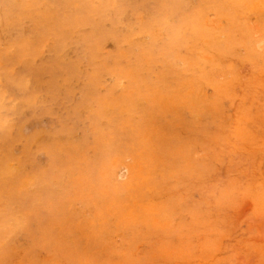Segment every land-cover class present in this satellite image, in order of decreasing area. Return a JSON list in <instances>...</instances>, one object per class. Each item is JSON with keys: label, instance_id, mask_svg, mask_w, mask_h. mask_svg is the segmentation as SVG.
<instances>
[{"label": "rangeland", "instance_id": "374dc122", "mask_svg": "<svg viewBox=\"0 0 264 264\" xmlns=\"http://www.w3.org/2000/svg\"><path fill=\"white\" fill-rule=\"evenodd\" d=\"M179 1L0 0V264H264V0Z\"/></svg>", "mask_w": 264, "mask_h": 264}, {"label": "bare ground", "instance_id": "6f19581e", "mask_svg": "<svg viewBox=\"0 0 264 264\" xmlns=\"http://www.w3.org/2000/svg\"><path fill=\"white\" fill-rule=\"evenodd\" d=\"M126 0H124V2H125ZM167 1V5L166 6H164L163 7V9H162V11L161 12H163V13H176V12H180V10H182L181 8V3H180V1L179 0H166ZM206 1H208V3H211V4H214V5H216L220 0H206ZM107 5V4H106ZM167 10V11H166ZM191 14L194 16V18H198V19H200V20H204V14H203V12L201 11V10H198V9H192V11H191ZM138 15V14H137ZM136 18V17H135ZM133 19V18H132ZM204 22V21H203ZM123 23V22H122ZM139 23V22H138ZM126 25V24H125ZM112 27V26H111ZM122 28H123V26H122ZM260 28V27H259ZM66 30V29H65ZM127 30H129V29H127ZM122 31V30H121ZM114 38V37H113ZM131 39V38H130ZM77 40V39H76ZM264 41V40H263ZM125 42V41H124ZM259 43H257V47H259L260 46V44H262V43H264V42H260V41H258ZM65 44V42L63 43V45ZM256 45V44H255ZM107 46V45H106ZM10 47H12V49H14L15 50V53L18 55V61L19 62H28V57H33L34 55H33V53L31 52V50H30V48L27 46V43H20V44H18V45H13V44H11L10 45ZM63 48V47H62ZM242 83V82H241ZM27 81L26 80H21V81H19V82H17V85L18 86H21V87H25V86H27ZM28 90V89H27ZM27 90H26V92H27ZM34 96V95H33ZM35 100V99H34ZM32 106V105H31ZM35 106V105H34ZM21 112V111H20ZM2 124V123H1ZM7 129H8V127H7ZM8 131V130H7ZM8 133H9V131H8ZM17 135V134H16ZM35 135L36 134H34V135H32V136H34L35 137ZM37 135L39 136L38 138H41L42 136H44V135H46V134H44V133H37ZM36 135V136H37ZM8 136V135H7ZM47 136V135H46ZM45 138V137H44ZM58 138V140L56 141V142H58V143H60V141H59V137H57ZM68 139H69V137H68ZM26 140V139H25ZM39 140V139H38ZM44 140V139H43ZM22 141H24V140H22ZM57 143V144H58ZM59 145V144H58ZM8 161V160H7ZM8 163V162H7ZM9 165V164H8ZM1 166V165H0ZM23 167V166H22ZM53 168V167H52ZM127 172V169H125V168H123L122 167V169L121 170H119V171H116V175L118 176V177H122L124 174L121 172V171H124V170ZM12 178V177H11ZM32 184H33V182H32V180L31 179H28L26 182H24V185H26V187H28V186H32ZM90 211V210H89ZM79 212V211H78ZM79 214H80V212H79ZM89 216V215H88ZM239 216H241L240 214H239ZM87 217V216H86Z\"/></svg>", "mask_w": 264, "mask_h": 264}]
</instances>
